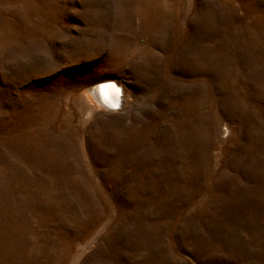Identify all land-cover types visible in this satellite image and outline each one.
Here are the masks:
<instances>
[{"label": "rangeland", "instance_id": "374dc122", "mask_svg": "<svg viewBox=\"0 0 264 264\" xmlns=\"http://www.w3.org/2000/svg\"><path fill=\"white\" fill-rule=\"evenodd\" d=\"M0 264H264V0H0Z\"/></svg>", "mask_w": 264, "mask_h": 264}, {"label": "bare ground", "instance_id": "6f19581e", "mask_svg": "<svg viewBox=\"0 0 264 264\" xmlns=\"http://www.w3.org/2000/svg\"><path fill=\"white\" fill-rule=\"evenodd\" d=\"M111 80H101L92 84L88 90V95L95 105L107 112L118 110L123 103L122 90ZM106 82H110L105 84Z\"/></svg>", "mask_w": 264, "mask_h": 264}, {"label": "water", "instance_id": "95a60500", "mask_svg": "<svg viewBox=\"0 0 264 264\" xmlns=\"http://www.w3.org/2000/svg\"><path fill=\"white\" fill-rule=\"evenodd\" d=\"M108 83H110V82H106L105 84H108Z\"/></svg>", "mask_w": 264, "mask_h": 264}]
</instances>
